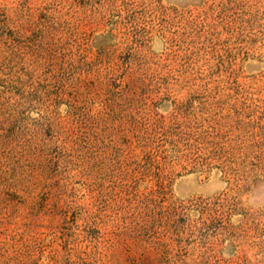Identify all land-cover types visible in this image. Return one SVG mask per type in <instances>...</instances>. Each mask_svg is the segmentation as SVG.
<instances>
[{"label": "rangeland", "instance_id": "1", "mask_svg": "<svg viewBox=\"0 0 264 264\" xmlns=\"http://www.w3.org/2000/svg\"><path fill=\"white\" fill-rule=\"evenodd\" d=\"M0 264H264V0H0Z\"/></svg>", "mask_w": 264, "mask_h": 264}]
</instances>
